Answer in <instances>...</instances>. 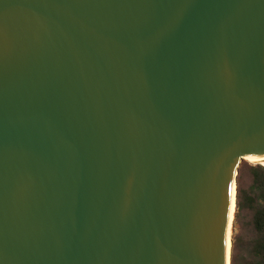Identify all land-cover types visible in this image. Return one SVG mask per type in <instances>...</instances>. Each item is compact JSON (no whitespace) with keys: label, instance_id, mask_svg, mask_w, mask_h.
I'll return each instance as SVG.
<instances>
[{"label":"water","instance_id":"95a60500","mask_svg":"<svg viewBox=\"0 0 264 264\" xmlns=\"http://www.w3.org/2000/svg\"><path fill=\"white\" fill-rule=\"evenodd\" d=\"M246 156L264 0H0V264H225Z\"/></svg>","mask_w":264,"mask_h":264},{"label":"trees","instance_id":"16d2710c","mask_svg":"<svg viewBox=\"0 0 264 264\" xmlns=\"http://www.w3.org/2000/svg\"><path fill=\"white\" fill-rule=\"evenodd\" d=\"M230 264H264V166L242 163L236 175V211Z\"/></svg>","mask_w":264,"mask_h":264},{"label":"bare ground","instance_id":"6f19581e","mask_svg":"<svg viewBox=\"0 0 264 264\" xmlns=\"http://www.w3.org/2000/svg\"><path fill=\"white\" fill-rule=\"evenodd\" d=\"M244 160L251 163L252 165H262L264 166V157L263 158H252L249 156L244 157ZM234 213H235V186L233 184L231 190V199H230V207L228 212V220H227V229H226V246H225V264H229V255L231 250L232 243V234L234 231Z\"/></svg>","mask_w":264,"mask_h":264},{"label":"rangeland","instance_id":"374dc122","mask_svg":"<svg viewBox=\"0 0 264 264\" xmlns=\"http://www.w3.org/2000/svg\"><path fill=\"white\" fill-rule=\"evenodd\" d=\"M244 162H246V161H243L242 163H244ZM242 163H241V164H242ZM247 163H248V162H247ZM241 164H240V165H241ZM250 164H251V163H250ZM234 228H235V225H234ZM233 233H234V231H233ZM232 236H233V234H232Z\"/></svg>","mask_w":264,"mask_h":264}]
</instances>
